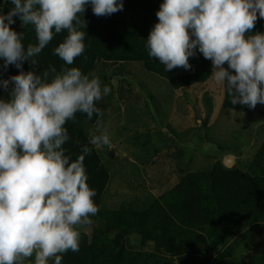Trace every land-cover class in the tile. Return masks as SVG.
<instances>
[{
  "label": "clouds",
  "instance_id": "obj_1",
  "mask_svg": "<svg viewBox=\"0 0 264 264\" xmlns=\"http://www.w3.org/2000/svg\"><path fill=\"white\" fill-rule=\"evenodd\" d=\"M4 2L13 7L0 14V58L4 69L21 71L0 79L6 90L13 85L9 98H0V264H62L64 253L79 251L80 229L99 211L83 165L89 144L111 146L107 129L98 127L76 160L65 154L66 123L78 112L102 117L97 102L111 92L94 73L68 66L85 51L86 6L110 16L124 0ZM156 15L146 47L166 71L191 70L198 51L212 62L211 77L232 105L264 104V32H253L264 19V0H163ZM16 17L31 26L37 43L25 45L24 34L12 28ZM62 32L53 54L64 67L38 74L36 57ZM25 61L32 70L23 71Z\"/></svg>",
  "mask_w": 264,
  "mask_h": 264
},
{
  "label": "trees",
  "instance_id": "obj_2",
  "mask_svg": "<svg viewBox=\"0 0 264 264\" xmlns=\"http://www.w3.org/2000/svg\"><path fill=\"white\" fill-rule=\"evenodd\" d=\"M162 2L124 0L122 11L100 17L93 14L91 4L87 5L80 15L87 22L86 28L81 27L85 32V51L68 67H79L87 74L93 73L100 61L140 62L147 71L165 78L175 89L206 82L211 77L212 62L198 51L190 57L191 70L178 67L166 71L159 60L149 56L146 39L158 22L156 13ZM12 7L10 2L0 0V14H6ZM12 28L24 34L25 45L37 43L34 30L31 26L22 27L19 17L15 18ZM253 32H264V19L257 20ZM65 35L66 32L55 35L36 57L38 74L49 65H55L57 71L64 67L53 49ZM3 63L0 58V79H8L21 71L15 65L4 69ZM32 67L29 61L23 63V71ZM119 71L116 68L115 73ZM12 87L10 84L6 90L0 86V98L8 99ZM230 100L224 90V108L253 110L232 105ZM97 107L102 111L106 106L98 101ZM99 117L94 114L88 119L86 114L78 112L74 121L66 123L70 139L63 147L72 160L81 155L83 145L89 144L90 136L83 123L94 124ZM168 128L179 136L175 129ZM89 147L93 150L85 156L83 165L88 183L96 192L94 200L99 211L91 217L90 236L81 233L79 251L64 253L62 264H264V242L258 241L264 234V143L253 158L240 162V166L236 163L227 168L222 160H217L207 169L186 171L160 195L151 192L147 200H129L115 208L103 205L100 208L111 174L98 149L90 144ZM152 156L153 150L151 161ZM132 235H137L140 244L147 248H135ZM255 245V252L248 254Z\"/></svg>",
  "mask_w": 264,
  "mask_h": 264
},
{
  "label": "rangeland",
  "instance_id": "obj_3",
  "mask_svg": "<svg viewBox=\"0 0 264 264\" xmlns=\"http://www.w3.org/2000/svg\"><path fill=\"white\" fill-rule=\"evenodd\" d=\"M93 73L102 86L111 88L100 100L106 106L98 119L101 123H83L89 136L98 127L106 128L111 140L110 147L98 149L111 174L100 208L144 201L151 192L160 195L186 171L207 169L230 152L240 166L264 143V104L250 112L224 108V89L212 77L175 89L140 62L100 61ZM92 228V224L83 227L80 234L90 236ZM260 239L264 242V234ZM131 243L135 248L142 246L137 235L131 236ZM256 249L253 246L248 254Z\"/></svg>",
  "mask_w": 264,
  "mask_h": 264
},
{
  "label": "water",
  "instance_id": "obj_4",
  "mask_svg": "<svg viewBox=\"0 0 264 264\" xmlns=\"http://www.w3.org/2000/svg\"><path fill=\"white\" fill-rule=\"evenodd\" d=\"M223 164L227 167V168H232L235 166L236 164V156L234 154H227L225 156V158L223 159Z\"/></svg>",
  "mask_w": 264,
  "mask_h": 264
}]
</instances>
